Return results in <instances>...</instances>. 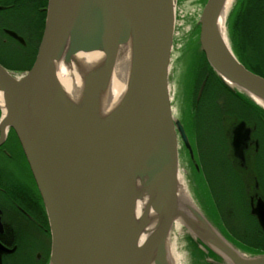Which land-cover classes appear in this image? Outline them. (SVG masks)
Segmentation results:
<instances>
[{
    "label": "water",
    "instance_id": "95a60500",
    "mask_svg": "<svg viewBox=\"0 0 264 264\" xmlns=\"http://www.w3.org/2000/svg\"><path fill=\"white\" fill-rule=\"evenodd\" d=\"M229 1L207 0L197 22L200 47L223 86L264 110V77L239 59L220 27ZM176 7L177 0H49L32 68L18 73L0 63L3 122L20 140L47 211L49 264H175L169 238L180 217L206 264H264V253L238 248L194 200L201 231L179 208L180 137L192 158L193 150L171 99ZM130 43L126 92L103 115L101 92ZM97 51L104 59L86 78L80 69L81 102L75 104L57 66ZM241 133H235L237 150ZM138 183L158 217L143 242L148 224L136 218ZM252 214L264 232L262 198Z\"/></svg>",
    "mask_w": 264,
    "mask_h": 264
},
{
    "label": "flooded vegetation",
    "instance_id": "af4514ba",
    "mask_svg": "<svg viewBox=\"0 0 264 264\" xmlns=\"http://www.w3.org/2000/svg\"><path fill=\"white\" fill-rule=\"evenodd\" d=\"M256 2L253 5L264 10V0ZM48 5L49 0H0V55L2 50L7 52L9 45H17L24 50L25 56H32L35 50L38 53L46 26ZM249 39L250 52L242 62L264 72L263 63L253 52L255 41H259L260 47L264 43V34L260 32L256 37L250 35ZM191 65L184 73L189 79H198L201 68L194 70ZM210 78L216 81L212 86L208 84ZM203 84L204 89L200 94ZM207 92L208 98H204ZM189 93L191 99L195 100L194 115L197 116L203 100L208 107V120L212 123L213 139L210 145L213 144V157L209 154L206 159L210 160L218 173L223 192L229 197V188L224 185L225 172L233 177V183H237L234 187L237 197L241 192L248 195L250 213L258 222L252 214V206L257 204L259 198L264 200V110L246 96L227 89L209 71L202 80L196 98L194 88ZM214 111L217 117H214ZM180 120L192 147L193 158L180 137L181 148L188 156L192 171L198 170L203 175L207 200L212 201L214 206V215L209 210L206 215L224 235L234 236L226 222L223 219L221 221L223 214L200 156L197 130L193 133L189 125L182 118ZM3 121L0 107V264H49L52 233L47 211L20 140L13 127L5 125ZM240 128L241 137L245 139L237 150L234 139Z\"/></svg>",
    "mask_w": 264,
    "mask_h": 264
},
{
    "label": "rangeland",
    "instance_id": "374dc122",
    "mask_svg": "<svg viewBox=\"0 0 264 264\" xmlns=\"http://www.w3.org/2000/svg\"><path fill=\"white\" fill-rule=\"evenodd\" d=\"M206 2V0H177L176 35L174 37L170 73L173 114L178 120L182 118L189 125L190 130L193 133L197 130L196 134H198L199 139L197 144L200 156L202 158L208 182L211 184V189L214 191V195L216 196L215 198L219 202V210L221 211V214H223V216H221V221L223 219L224 222H226V226L231 228L233 234L239 238L243 237V235L251 234L253 228H256L264 234L263 230L259 226V223L250 213L248 195L245 192H241L239 197H237V190L235 191L234 189V187L236 188L237 183H233L231 181L233 180V177L223 172L224 185L228 187L230 191L228 197V195L223 192V187L220 186L218 173L212 167L210 160L206 159V156L209 154L210 157H213V144L210 145L213 136L211 134L212 123L208 120L209 112L207 111L208 107L205 105V100H203L199 105L197 116L194 115L195 111L193 112V110H195V100L191 99L189 92L194 88V97L196 98L198 89L202 80L207 76L208 71L207 69L204 70L201 68L198 72V75L200 74L198 79L195 77H191L189 79L184 72L189 64H193L194 66L199 64L201 47L199 43V32H197V22L199 21ZM244 2H246V0H234L233 6L226 19V30L230 44L232 43V39L235 42V37L237 40L235 25L236 21L241 19L242 12L245 8ZM251 24L252 26L248 30V34L256 37L260 34L262 24L264 25V23L261 19H259L258 23L252 22ZM239 29L243 33L244 25L241 26L240 23ZM190 42L192 50L189 51L187 45ZM9 47L7 49L8 53L3 50L1 51L2 55L0 56L2 58H0V60L7 62L8 60H15V57H18L20 59L22 58V65L30 66L32 56H25L24 50L19 48L17 45H9ZM253 47H255L253 52L257 57L259 56L258 60L261 61L264 66V53L261 50L263 46L261 45L260 47L259 41H255V45L253 44ZM214 82L216 81L212 78L208 79V84H211V86L214 85ZM184 87H186V91L184 90ZM204 98H208V92ZM214 117H217V113L215 111ZM196 172H198V170ZM196 172L194 170L192 171L188 156L184 152V149L180 148V173L191 197L204 213H207V210H209V212L214 215V212H212L214 210V206L212 201L207 200V195L203 187V175ZM221 221L218 219L220 224H222ZM227 237L229 238V236ZM191 238H193V236L186 227L182 225L181 230L179 231L176 229V225H174L170 234L169 242L171 248L173 247L175 251V254L172 257L173 260L174 257L176 258V262H174L175 264H205V257H202V255L197 252L190 241ZM229 239L233 241L231 238ZM23 253L25 254V252Z\"/></svg>",
    "mask_w": 264,
    "mask_h": 264
},
{
    "label": "bare ground",
    "instance_id": "6f19581e",
    "mask_svg": "<svg viewBox=\"0 0 264 264\" xmlns=\"http://www.w3.org/2000/svg\"><path fill=\"white\" fill-rule=\"evenodd\" d=\"M234 0H230L226 11L224 12L221 21L220 27L222 31H226V26H224L225 20L229 14L230 9L232 8ZM176 22H177V13H176ZM175 35H176V27H175ZM174 35V37H175ZM131 43L121 48L119 58L111 77V82L108 84L107 88L102 90L99 102H101L100 111L103 115L109 114L114 107L119 103L120 99L123 97L124 93L127 89V83L129 78L130 71V63H131ZM102 59H104V53L101 51L92 52V53H84L81 52L75 56L74 61L68 66L64 62L58 64V79L60 84L62 85L64 92L69 100L74 102L75 104H80L81 99H79L81 90H82V76L80 74V69L83 70V74L85 78L87 74L94 68L98 67L101 63ZM0 106L3 107V96L0 93ZM5 113V111H4ZM145 187V186H144ZM143 185L138 183V193H140L141 198L137 201L136 207V218L140 222L146 219V223L148 224L145 231L142 234L141 242H143L151 231L156 226L158 221V217L155 214L153 208L149 207L150 195L149 193H145L146 189H144ZM179 203L181 213L185 216H189L196 226L197 230L201 231L204 226L198 222L192 216V211H196L197 206L195 205L186 185L183 182L182 177H180V190H179ZM176 229L181 230V226L183 225V218L180 217L177 219L175 223ZM171 247V246H170ZM172 252V253H171ZM170 254H175L173 247L171 248ZM173 262H176V258L174 257Z\"/></svg>",
    "mask_w": 264,
    "mask_h": 264
},
{
    "label": "trees",
    "instance_id": "16d2710c",
    "mask_svg": "<svg viewBox=\"0 0 264 264\" xmlns=\"http://www.w3.org/2000/svg\"><path fill=\"white\" fill-rule=\"evenodd\" d=\"M207 1V0H206ZM254 1L256 2V0H246V2H244L245 4V8L242 12L241 15V19L238 21H236V25H235V31H236V35H237V40L236 37L235 42L232 39V46L233 49L235 51V53L238 55L239 59L241 61H243L246 58V53L250 52V48H251V43H250V34H248V30L251 28L252 26V22L254 23H258V20L261 19L264 23V10H262L260 7L256 8L253 4ZM257 3V2H256ZM255 3V4H256ZM251 5V6H250ZM261 6V4H260ZM241 23V26L244 25V32L242 33V31L239 29V24ZM258 28H259V24H258ZM264 30V25L262 24L261 27V33L263 35V31ZM251 31V30H250ZM200 33V28L198 27V31ZM243 34V35H242ZM240 35V37H239ZM240 39V40H239ZM240 41V44H239ZM192 42V41H191ZM191 42L187 45V48L190 50H192V46L190 45ZM262 51L264 53V43H262ZM37 54V50H35L34 54L32 55V58L30 60V66H25L22 65L21 63V59L18 57H15V60H8L3 61L0 60V63L5 66L8 70H11L13 72H24V71H28L32 68L34 62H35V57ZM23 55V54H22ZM259 58V56H258ZM20 60V62H19ZM261 60V59H260ZM192 69L197 70L199 68H203L204 70L207 69L210 74L216 78V80L222 84L220 82V80L218 79V77L216 76V74L213 72L212 68L210 67L205 54L203 53V51L201 50V57L199 60V64L194 66L193 64L191 65ZM250 70H252L254 73H257L261 76L264 77V72L259 70V69H253L252 67H250L249 65L247 66ZM198 124V123H197ZM231 238L233 241V243L240 248L242 251L248 253V254H261L264 253V234L261 233L259 230H257L256 228H253L252 233L248 234V235H243V237H238L236 235L229 237ZM206 264V263H205Z\"/></svg>",
    "mask_w": 264,
    "mask_h": 264
}]
</instances>
